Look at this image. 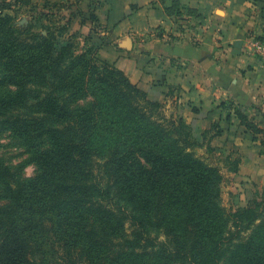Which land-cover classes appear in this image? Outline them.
Masks as SVG:
<instances>
[{"label": "trees", "instance_id": "1", "mask_svg": "<svg viewBox=\"0 0 264 264\" xmlns=\"http://www.w3.org/2000/svg\"><path fill=\"white\" fill-rule=\"evenodd\" d=\"M23 8L26 15H31L30 12L34 11L32 0L0 2L2 84H14L23 89L32 81L34 91L44 86L50 95L44 102L39 95L35 96V106L39 110H30L28 115L39 116L38 122L42 126L34 128L31 134L29 130H24L23 117L20 116L22 111L17 105L21 94L12 90L1 94L0 127L39 140L47 138L52 148L39 152L36 157L51 175L63 162L83 165L94 155L119 152L111 156L114 158L112 164L118 165L117 169L124 178L121 179L122 187L126 192L128 190L133 201L139 202V209L145 206L153 210L157 204L156 195H161L164 217L176 229L179 244L189 247L184 254L179 251V256L190 257L186 264H264V200L254 199L246 207L227 211L221 197L222 174L198 154L197 148L201 143L183 117L167 114L165 104L151 100L146 91L133 83L121 69L103 60L96 48L87 46L85 51L94 52L106 68L105 72L98 73L100 77H95L97 70H93L92 65L90 68L87 66L92 61L87 53L75 55L76 49L72 47L76 46V40L61 39L65 26L54 21L38 26L31 19L20 26L18 16ZM6 10H14L15 13L11 15L5 13ZM107 69L112 71L107 72ZM94 81L102 85L99 90L89 88L88 84ZM61 87L63 90H60ZM87 94L95 97V105L92 102L87 106L72 105L70 99L79 100ZM59 98L62 103L57 102ZM53 109L56 115L50 112ZM236 113L253 132L254 139H258L259 134L264 135V126H260L259 122L240 110ZM212 129L203 136L211 134L212 139L221 134L219 124ZM28 137L26 140H29ZM81 169L85 173L92 170L87 166ZM46 175L42 176L47 179ZM65 179L72 181L70 176ZM88 179L92 181L93 177ZM0 187L7 195V202L0 206V218L11 224L9 230L5 229L0 236V264H40L37 257L29 255V250L37 249V244L33 242L40 230L37 220L17 215L20 209L35 208V204L33 206L27 200V184L1 158ZM60 187L67 189L68 184ZM92 189L98 192L90 194V198L85 200L78 195L61 193L54 202L66 210L71 207L68 210L70 219L86 212L83 205L95 208L102 228L95 226L92 220L86 223L84 234L78 235L85 246L89 245V241L100 246L101 240L106 239L105 229H109L112 235H119L114 211L127 214L138 229L134 233L136 248L147 242H151L153 247L154 244L162 246L163 243L156 240L152 231L141 225L139 214L127 211L123 204L116 208L110 193L106 194L95 186ZM95 197L97 200H92ZM102 214H106V218ZM69 223L74 228L69 220L56 224L57 230L67 229ZM182 238L184 241L180 243ZM85 246H52L56 253L61 250L57 264H90L91 261L93 264H148L147 260L150 264H170L160 259L167 252L166 247L154 251L158 258L147 254L136 255L123 248L122 243L116 253L104 251L87 256ZM203 246L205 250H202ZM44 249L49 247L46 245Z\"/></svg>", "mask_w": 264, "mask_h": 264}, {"label": "crops", "instance_id": "2", "mask_svg": "<svg viewBox=\"0 0 264 264\" xmlns=\"http://www.w3.org/2000/svg\"><path fill=\"white\" fill-rule=\"evenodd\" d=\"M32 3L29 17L38 26L54 21L66 27L62 40L96 48L151 100L183 117L199 141L219 124L221 134L212 144L234 154L239 206L253 200L245 192L248 182L264 185V135L254 139L236 110L264 126V54L256 49L264 42V0ZM236 42H242L240 49Z\"/></svg>", "mask_w": 264, "mask_h": 264}, {"label": "rangeland", "instance_id": "3", "mask_svg": "<svg viewBox=\"0 0 264 264\" xmlns=\"http://www.w3.org/2000/svg\"><path fill=\"white\" fill-rule=\"evenodd\" d=\"M0 2H2V0H0ZM18 22H20V26L25 23L27 24L30 22V17L26 14L19 15ZM72 49H76L74 52L75 55L87 53L86 55L92 60L87 66L90 68L92 65L93 70L96 68L97 73H95V77H100L98 73L106 71V68L98 60V57L94 52L85 51L88 49L87 45L84 46L82 42L76 41V46L74 48L72 47ZM68 53L70 54L71 52L68 51ZM110 71L112 70L107 69V72ZM31 82L23 89L17 88L14 84H12V86H6L5 84H2L3 80L0 76V95L6 94L9 90L16 91V93L21 94L17 101V105L20 106L22 111L20 116L23 117L22 123L24 130H29L32 134L34 128L42 126L40 122H38L39 116H35L34 114L28 115L30 110H39V108L35 106V96L39 95L40 100L44 102L49 99L50 94L49 90L44 86H40L38 91H34ZM88 86L89 88L99 90L102 85L94 81L89 83ZM60 90H63V87H61ZM60 99L61 98H59L57 102L62 103ZM70 101L73 106H87L90 102L95 105V97L91 94H87L86 97H82L79 100L73 101L70 99ZM53 110H50V112L56 115V111ZM167 114H170L168 110ZM27 137L28 136L26 134L19 135L12 129L0 127V158L12 168L17 176L24 180L25 184H27V200L30 203H33V206L35 204V208L30 209L29 206L27 209H20L17 215L28 217V220H30V218H32L33 221L37 220L36 224L39 226L40 230L39 235H37V239H33V242H35L38 246L36 245V251L29 250V255L31 257H37L40 264H57L60 262L61 250L56 253L52 249V246H57V244H62V246H85L78 238V235L84 234L83 228H85L86 223L90 220L95 222V226L102 228V225L99 223L100 219L96 217L95 208L83 205L86 212L82 213L80 217L78 216L76 219H70L68 210L71 207H68V210H66L62 207H58L57 204L54 203L61 193L78 195L84 198L83 200L90 198V194L98 192L94 191L92 186H95L97 189H101L106 194L110 193L109 196H111V201L116 208L124 205L123 207L127 211L131 210L132 214H139L141 225L146 227L148 230H151L153 236L156 237V240L158 242H162L163 244L162 246L160 244H154L155 247H153L151 242H147L144 246L136 248L134 233L136 231L138 232V229H135V224L132 223L127 214L114 211L116 218L115 226L119 232V235H117L119 237L112 235L109 229H105L104 234L106 239L101 240L102 244L100 246L96 243H91V241H89V245L85 246L88 251L87 256L102 254L104 251H107V253L112 252V254L116 253L119 250V244L122 243V247L124 246L123 248L134 252L136 255L147 254L148 256H156L158 254H154V251L162 249L160 247H166L168 250L160 256L161 260L169 261L170 264H186V262L189 261V256H179V251L184 254L189 247L187 245L184 246L179 244V237H177L176 229L171 225L168 218H165L166 215L164 214L163 207L160 204L161 195H156L157 204H155V208L153 210L150 211L151 207L146 208L145 206H141V209H139V202L133 201L129 195L130 193H127L128 190L126 192L122 187L123 184L121 179L124 180V178L121 177V172L117 169L118 165L112 164V159L114 158L111 156V154L119 152L110 151L108 154L104 153L94 155L89 158L87 163H83V165L73 164L71 161L63 162L58 171L51 175L47 174L44 166L36 156L39 152L50 150L52 148V143L47 138L46 140H39L37 137H28L29 140H26ZM210 137L211 134L203 136L202 141H200L201 144H199L197 148L198 154L204 158L206 163L215 166L220 170L222 174L220 183L222 192L221 197L223 199L224 206L228 209L227 211L232 212L240 207L239 204L241 201L238 196L240 194L238 191L239 187L237 188L235 183L236 180L234 179L237 162L231 151L228 149H220L215 142L212 144L214 137L212 139H210ZM85 166L91 168V172H82L81 167L84 169ZM42 175H46L48 178L46 179ZM85 175L88 177H85ZM66 176H70L72 181H66ZM89 177H93V180L91 181L88 179ZM81 181L82 183H79ZM67 184V189L60 187V185ZM5 196H7L6 193H4L0 187V206L7 202V198ZM245 198L264 200V185L260 186L252 182H248ZM92 200L95 201L97 199L95 197V199ZM24 212H27V214H24ZM222 213L223 216H225L224 212ZM102 216L106 218V214H102ZM69 220H71L74 228H72L69 223V227H67V229L63 228L61 231L57 230L56 224L65 223ZM231 224L232 222L229 223V225ZM10 225L11 224L7 223L6 219L1 221L0 218V236L3 232H5V229L9 230ZM127 240L128 242L125 243L124 241ZM183 241L184 239L182 238L180 243ZM46 245L49 247L48 250L44 249V246ZM202 250H205L204 246L202 247ZM0 254H2L1 250ZM156 257L159 258V256ZM147 262L148 264L151 263L148 260ZM89 263L93 264L92 261Z\"/></svg>", "mask_w": 264, "mask_h": 264}, {"label": "built area", "instance_id": "4", "mask_svg": "<svg viewBox=\"0 0 264 264\" xmlns=\"http://www.w3.org/2000/svg\"><path fill=\"white\" fill-rule=\"evenodd\" d=\"M256 49L260 54H264V42L258 41L256 43Z\"/></svg>", "mask_w": 264, "mask_h": 264}, {"label": "water", "instance_id": "5", "mask_svg": "<svg viewBox=\"0 0 264 264\" xmlns=\"http://www.w3.org/2000/svg\"><path fill=\"white\" fill-rule=\"evenodd\" d=\"M236 48L240 49L242 46V42H236L235 43Z\"/></svg>", "mask_w": 264, "mask_h": 264}]
</instances>
